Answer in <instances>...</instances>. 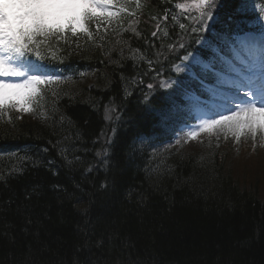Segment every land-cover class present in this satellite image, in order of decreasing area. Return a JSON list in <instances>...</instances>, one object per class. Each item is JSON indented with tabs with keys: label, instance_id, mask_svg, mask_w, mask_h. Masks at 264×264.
Listing matches in <instances>:
<instances>
[{
	"label": "trees",
	"instance_id": "1",
	"mask_svg": "<svg viewBox=\"0 0 264 264\" xmlns=\"http://www.w3.org/2000/svg\"><path fill=\"white\" fill-rule=\"evenodd\" d=\"M174 1L144 0L124 32L59 43L74 80L37 118L0 122V264H264L260 153L145 148L166 130L147 83L169 71V43L191 42L163 20ZM247 1L218 0L219 16Z\"/></svg>",
	"mask_w": 264,
	"mask_h": 264
},
{
	"label": "rangeland",
	"instance_id": "2",
	"mask_svg": "<svg viewBox=\"0 0 264 264\" xmlns=\"http://www.w3.org/2000/svg\"><path fill=\"white\" fill-rule=\"evenodd\" d=\"M57 1H59V0H52L51 2L48 0H33V3L35 5V7L36 6L39 7V10L41 12V10L44 7H48V8L57 7V6L61 5V2H62V4H67L69 6H73L72 3L76 2V0H61V2L55 3ZM77 1H80V0H77ZM80 2H82V1H80ZM80 5L82 7H88V5L84 4V2L81 3ZM199 5L204 6V3L200 2V4H198L197 6H199ZM66 9H67V6H63V5L56 8V10H58L60 13L67 11ZM41 19L42 18H38L39 21ZM0 34L7 37V31L5 29H0ZM258 34L264 39V32H259ZM246 37H248V35H246ZM5 40H9V38H5ZM18 88L19 87L12 88L10 86H6V88L5 87L0 88V101L4 100V99H8V98H18V97L22 96L24 94V92ZM13 115H16V113ZM104 115H106V114L104 113ZM252 117L250 118V120H248L246 122H242L240 116L238 118H229V119L225 118V120L216 122L217 123L216 125L210 126L211 127L210 131L213 133V136L215 137L214 140L218 141L219 145H221L223 147L224 143L221 140H222L223 136H225L227 134L228 135L229 134H232V135L233 134H239V133L241 134L242 132H243V134L247 133V132L248 133H250V132H252V133L262 132L263 133L264 132V114L261 113V115H255V121L251 120ZM14 118L15 117H13L12 120H15ZM0 120H2L1 124H4V125H7L9 122H11V119L7 117V113L3 116V118H0ZM237 121H240V122H237ZM238 145H239V143L235 142L234 147L238 148ZM257 162L262 166V167L259 166V169L264 170V168H263L264 167V155H263V157H259L257 159ZM248 164H250V163H248ZM253 164H254V166L258 165L256 163H253ZM247 167H249V166H247ZM240 171H243V170H240ZM261 175L263 176V173H261Z\"/></svg>",
	"mask_w": 264,
	"mask_h": 264
},
{
	"label": "bare ground",
	"instance_id": "3",
	"mask_svg": "<svg viewBox=\"0 0 264 264\" xmlns=\"http://www.w3.org/2000/svg\"><path fill=\"white\" fill-rule=\"evenodd\" d=\"M229 113H232L231 110L229 111ZM253 113H254L253 110H250V109H246V108H245V109L242 111V114H241V116H242L241 118H242L243 122L247 120V115H248V114H253Z\"/></svg>",
	"mask_w": 264,
	"mask_h": 264
}]
</instances>
